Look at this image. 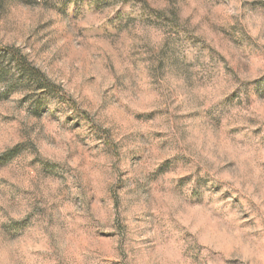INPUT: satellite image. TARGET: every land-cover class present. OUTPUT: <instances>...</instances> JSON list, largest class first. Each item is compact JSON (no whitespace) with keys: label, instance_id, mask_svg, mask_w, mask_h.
<instances>
[{"label":"rangeland","instance_id":"1","mask_svg":"<svg viewBox=\"0 0 264 264\" xmlns=\"http://www.w3.org/2000/svg\"><path fill=\"white\" fill-rule=\"evenodd\" d=\"M7 46L60 91L0 57V264H264V0H0Z\"/></svg>","mask_w":264,"mask_h":264},{"label":"trees","instance_id":"2","mask_svg":"<svg viewBox=\"0 0 264 264\" xmlns=\"http://www.w3.org/2000/svg\"><path fill=\"white\" fill-rule=\"evenodd\" d=\"M0 57L7 58L12 62L17 70L23 74L29 81H33L40 89H44L49 93L58 94L59 88L47 79V77L34 65H32L25 55H23L18 49L14 47H2L0 48ZM4 70L0 69V76H4ZM13 149L8 150L9 154ZM12 155V154H11ZM10 155V156H11Z\"/></svg>","mask_w":264,"mask_h":264}]
</instances>
